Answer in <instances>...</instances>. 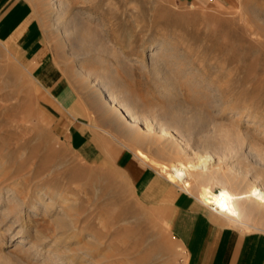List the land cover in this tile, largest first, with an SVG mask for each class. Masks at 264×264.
I'll return each mask as SVG.
<instances>
[{
	"label": "rangeland",
	"instance_id": "obj_1",
	"mask_svg": "<svg viewBox=\"0 0 264 264\" xmlns=\"http://www.w3.org/2000/svg\"><path fill=\"white\" fill-rule=\"evenodd\" d=\"M24 1L35 12L44 46L39 55L44 63L33 67L37 72L52 69L57 78L54 73L46 76L53 86L56 81L61 84L56 87L57 96L65 90L68 106L80 100L81 108L96 118L97 128L123 135L110 115L102 114L91 89L75 73L101 67L98 54L91 52V34L96 46L108 43L134 65L130 71L119 70L120 77L144 106L156 112L180 104L215 115L218 126L246 132L254 146L264 150V0L206 8L176 0H65L67 19L77 14L94 28L90 35L74 32L66 43L54 26L50 0ZM163 42L170 55L167 77H174L178 86L168 97L170 104L139 67L148 61L146 50ZM71 51L77 52L69 57ZM100 55L106 63L116 62L105 52ZM27 66L30 63L18 46L0 41V163L5 162L6 171H11L0 181V191L18 187L17 199L27 196L24 204H11L12 209L23 211L17 214L18 223L11 212L0 220V264H185L183 248L167 227L165 211L139 201L132 182L102 153L91 162L71 147L67 134L71 122L44 109L58 103L36 83ZM221 138L225 136L218 131L215 141ZM164 146L139 144L152 160L170 166ZM213 190L218 192L220 186ZM55 191L63 197L56 199L55 210L44 211L37 194L52 197ZM190 193L194 195L193 187ZM3 203L0 217L8 214ZM34 205L37 211H32ZM30 210L32 216L26 219ZM215 214L236 230L264 232V213H245L243 223ZM20 237L25 241L16 248Z\"/></svg>",
	"mask_w": 264,
	"mask_h": 264
},
{
	"label": "bare ground",
	"instance_id": "obj_2",
	"mask_svg": "<svg viewBox=\"0 0 264 264\" xmlns=\"http://www.w3.org/2000/svg\"><path fill=\"white\" fill-rule=\"evenodd\" d=\"M50 6L54 10V26L64 35L65 43L69 41L71 34L74 32H76V35L84 31L88 32V34L89 31L93 33L94 28L91 24L90 26L86 24L77 14H74L71 19H67L66 15L69 14V6L65 0H50ZM92 35L91 52L94 51L98 54L101 67L99 69L91 68V71L76 70L75 73L83 79V85L91 89L92 94H94L97 102L101 105L102 114H109L117 126L115 127L123 135L119 136L104 128H97L96 118L87 112V110L81 108L80 100H77L78 102L69 107L63 105L57 96L60 91L58 94L56 91V87L60 88L61 84L59 85L58 81H56V86H53L48 82L49 78L46 76V73L50 75L54 73L56 75L52 69L37 72V67L27 66L28 70L31 71V77L35 79L36 83L50 96L55 97V101L58 103L50 105L52 109H44L48 112L51 111L50 113L53 115L54 113H58L65 123L81 120L91 127V132L96 133L110 147L108 149L102 147L99 149L100 152L105 153L106 158L109 159L111 156L119 159L125 153H131L140 163L148 165L154 170H156L155 168L160 169V172L166 176L169 182L175 185H182L183 189L181 190L191 194L190 189L193 187V193L199 203L232 222L243 223L242 216L245 213L255 211L263 214L264 150L257 149L252 141H250V137L246 132L241 133L242 131L240 132L228 126H218L214 117L215 115H206L202 113L203 111L190 110L180 104L172 106L171 109L156 112L144 106L141 97L134 94L135 92L133 93L131 90H128L129 86L126 88L120 77L119 70L125 71V69H128L130 71L134 65L123 59V56L120 57L119 53L115 50L116 48H113L108 43L103 42V44L99 43L96 46V37ZM83 37H81V40ZM76 52L71 51L69 57L73 56ZM102 52L116 59V62L111 61L106 63L100 55ZM83 54H88V52L86 51ZM144 54L149 55L148 61L144 60L139 66L140 69L151 77L152 84L157 90L160 89L161 98L170 104L171 102H169L168 97L178 86L176 87L177 84L174 77H167V63L170 55H168L164 42L150 46ZM44 61V57L41 56L37 63L41 66ZM188 86L191 88L193 84L189 83ZM178 96H182L181 92H178ZM218 106L221 108L220 105ZM218 131L223 133L225 139L221 138L223 140L220 139L219 142H216L215 138ZM157 142L166 143L163 151L172 160L170 166L159 164L152 160L147 153L139 148V144L141 143L151 145ZM94 147H98V143H95ZM78 153L88 161L97 160L93 149H86ZM221 165L225 166L224 170ZM254 165L256 166L254 167ZM9 173L5 169V162L0 163V181L6 179ZM13 182L18 185L15 180ZM216 185L220 186L218 192L213 190V187ZM10 188L6 189L4 193L0 191V203L4 202L7 208L5 211L8 210V214H5L3 211L4 213H2L0 220L2 221L5 215L14 213L16 214L14 215V218L16 217L15 222H17L20 219L18 217L19 213L23 211L20 208L15 209V206L12 209L11 204L14 205L15 202H18L15 204L20 206L26 202L27 196L25 195L17 199L16 196L20 194L18 193L19 188ZM6 194V198L3 199V195ZM45 194H37L36 200L44 204V211L55 210V201L57 198L63 197L61 196L62 193L55 191L52 197H46ZM11 195L15 196L11 197ZM37 209L38 206H32V211H37ZM61 212H56L57 216L60 214L59 218L62 216ZM30 216H32L31 210L27 214L26 219H29ZM20 238L22 241L16 244V248L20 246V243L25 241L24 237ZM33 246L36 247L38 245L33 244Z\"/></svg>",
	"mask_w": 264,
	"mask_h": 264
},
{
	"label": "crops",
	"instance_id": "obj_3",
	"mask_svg": "<svg viewBox=\"0 0 264 264\" xmlns=\"http://www.w3.org/2000/svg\"><path fill=\"white\" fill-rule=\"evenodd\" d=\"M176 1L206 8L226 7L238 0ZM0 41L18 46L30 66L37 63L44 46L39 21L29 3L24 0H0ZM41 71L42 68L39 69ZM67 96L63 90L58 99L69 107ZM89 132L91 127L81 120L72 121L67 133L69 144L78 152L93 149L98 158L102 153L99 150L101 147H110L96 133ZM95 143L98 147H94ZM102 154L105 156V153ZM109 160L132 182L139 201L165 211L167 227L183 248L185 264H264V232H243L224 224L194 195L181 190L166 178L167 181H164L156 170L140 163L130 153L119 159L110 156Z\"/></svg>",
	"mask_w": 264,
	"mask_h": 264
}]
</instances>
